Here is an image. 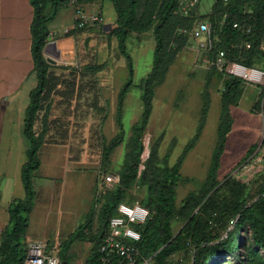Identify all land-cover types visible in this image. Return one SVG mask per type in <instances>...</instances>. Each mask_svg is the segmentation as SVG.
<instances>
[{
    "label": "trees",
    "instance_id": "trees-1",
    "mask_svg": "<svg viewBox=\"0 0 264 264\" xmlns=\"http://www.w3.org/2000/svg\"><path fill=\"white\" fill-rule=\"evenodd\" d=\"M30 1L34 8L32 55L38 84L30 93L24 125V133L30 143L27 161L22 167L26 196L24 199H15L9 207V224L1 235L0 264H26L29 247L26 238L36 198L34 177L41 167L40 151L44 144L58 142L52 136L54 123L65 129L61 132H65L61 139H68L69 130L65 120L62 123L60 119L52 120L56 99H61L59 107L64 110V119L73 118V104L75 99L78 104L80 93L79 80L83 79L74 70L65 74L62 69L59 74L57 66L50 64L44 55L50 36V23L63 8L73 6L72 1ZM93 1L98 0H79V3L87 8L86 5ZM100 2V9L105 2H110L115 10L114 26L108 30V38L116 41L120 57L127 60L131 76L134 74L133 58L128 47L131 37L136 36L141 40L148 36L154 40V63L141 84L144 112L134 126L125 168L118 174L120 180L106 196L99 211L97 229L96 209H92L86 220L61 245V264H71L65 249L75 241L91 243V253L85 264H123L120 257L116 254L108 256L101 247L109 231L110 220L117 214L119 205L137 201L150 212L149 219L136 226L141 233L137 247L140 258H151L152 264H175L172 259L176 255L179 256L176 264H264V172L255 181V189L252 188L249 195L244 183L228 179L222 182L218 179L221 159L234 123L231 107L238 105L245 93L247 85L244 80L227 76L216 67L209 71L207 85L215 74L223 79L217 142L207 178L201 188L190 193L180 205H177L176 197L182 179L181 168L204 127L205 115L195 140L185 147L174 165H169L167 158L160 155L162 136L151 144L148 158H142L143 137L152 116L156 88L164 83L177 56L189 46L199 21H208L212 26L214 47L205 53L207 59L213 60L219 50H224L229 61L264 70V0H214L211 11L206 15L199 12L201 3L189 14H183L180 10L181 0ZM95 26L102 27L105 24L80 30L74 28L68 34L78 40L86 30ZM246 44H251V47L247 48ZM84 66L85 77L87 74L93 75V67L88 63ZM92 84L90 79V89ZM130 86L131 79L121 91L119 112ZM263 97L264 91L255 104L256 112L261 108ZM122 135L108 145L104 144L103 160L121 144ZM255 149L253 147L250 152ZM141 166L143 169L140 170ZM136 186L145 189L142 199L134 194ZM178 223H181V227L176 230Z\"/></svg>",
    "mask_w": 264,
    "mask_h": 264
},
{
    "label": "rangeland",
    "instance_id": "rangeland-1",
    "mask_svg": "<svg viewBox=\"0 0 264 264\" xmlns=\"http://www.w3.org/2000/svg\"><path fill=\"white\" fill-rule=\"evenodd\" d=\"M213 2L214 0H201L200 14H208ZM96 3L101 7L100 0ZM86 7L87 10L94 9L90 4ZM71 15L72 6L63 8L50 23V29H63L66 25H71ZM105 17H116L110 2L105 4ZM109 29L105 25L86 30L77 40L76 48L71 50L67 62L57 65L58 72L63 69L68 74L74 70L77 76L83 77L79 80L81 86L78 104L77 99L73 104V118L64 119V110L59 107L60 98L56 99L53 109L52 120L60 119L61 123L65 120L69 130L68 137L72 141L69 144V164L65 159L56 160V155L50 153L54 147L48 145L60 144L59 142L43 145L41 159L44 166L40 170L45 175L51 174L54 179L59 177L61 180H55L58 182L53 197L48 195V199H42L39 195L36 196L30 219L31 232L58 237L54 242L60 244L61 250V245L86 220L92 209H96L97 229L99 211L110 189L116 186L118 174L125 168L134 126L141 120L144 112V91L141 84L153 68L155 42L148 36L141 40L136 36L129 39L128 47L134 65V74L131 76L127 60L120 57L116 41L108 38ZM87 63L93 67V75L87 74L85 77L84 65ZM210 70L206 55L201 49V40L191 37L189 46L177 56L164 83L156 88L152 116L143 137V160L148 158L151 144L158 141L161 134H165L160 143V155L167 158L169 165H174L185 147L195 140L205 115V126L181 168L182 179L177 190V205L190 193L201 188L212 164L221 122L220 97L223 79L215 74L207 85L205 80ZM90 79L93 81L92 89ZM130 79L132 86L119 112L120 94ZM262 89L264 87L247 85L240 103L231 107L234 123L218 172V179L222 182L228 179L231 182L244 183L248 187L247 194H250L252 188L255 189V181L264 172L262 122L259 113L254 109L261 98ZM56 125L54 123L52 126V136L55 139L62 138L65 129ZM120 134H123L121 144L103 160L104 144L108 145ZM253 147L256 149L250 152ZM247 164H250L247 166L248 170L243 171L237 178L236 173ZM36 183H39V179ZM144 191V188L136 186L134 194L142 199ZM180 227L181 223H178L175 228L178 230ZM90 249L91 246L85 242L75 241L65 251L68 259L73 253L78 254L84 261ZM178 259L179 256L176 255L172 260L176 264Z\"/></svg>",
    "mask_w": 264,
    "mask_h": 264
},
{
    "label": "crops",
    "instance_id": "crops-1",
    "mask_svg": "<svg viewBox=\"0 0 264 264\" xmlns=\"http://www.w3.org/2000/svg\"><path fill=\"white\" fill-rule=\"evenodd\" d=\"M105 4L106 2L101 11L105 18V25L111 29L116 17L106 19ZM33 16L34 8L30 0H0V244L2 232L9 224L11 203L15 199H24L26 196L22 181V167L27 161L30 143L25 136L24 125L26 110L30 103V93L38 84L32 55L31 25ZM71 17V25H66L63 29H50L48 43L45 46L47 50L44 55L53 66L66 63V59H69V55H71V50L76 48L77 38L74 35L66 34V30L74 29L75 8L73 6ZM161 136L164 137L165 134H161ZM56 140L60 144L48 145L54 147L50 153L56 155V160L65 159V162L69 164L71 151L69 144L72 141L70 142L69 137L66 141L61 138H56ZM43 166L44 163L41 159L40 169ZM56 166L61 167V165ZM40 169L34 177L36 196L48 199V195L53 197L58 182L55 180L61 179L59 177L54 179L51 174L45 175ZM37 179H39V183H36ZM31 224L30 219V229L26 238L28 246L32 241L42 240L46 242L48 252L58 254L60 244L54 242V239L58 237L48 233L43 235L31 232ZM85 244L91 246L90 242H85ZM90 253L91 249L84 261L78 257L77 253V255L72 253L71 256L69 255L70 263L85 264Z\"/></svg>",
    "mask_w": 264,
    "mask_h": 264
},
{
    "label": "built area",
    "instance_id": "built-area-1",
    "mask_svg": "<svg viewBox=\"0 0 264 264\" xmlns=\"http://www.w3.org/2000/svg\"><path fill=\"white\" fill-rule=\"evenodd\" d=\"M75 8V29H85L94 25L105 24L104 15L99 5L93 1L94 7L87 10L79 3V0H71ZM201 3V0H181L180 10L183 14H189ZM237 27V25H235ZM71 30H66L68 34ZM193 36L201 40V49L204 53L214 47V38L211 23L199 21L193 31ZM247 48L251 44H246ZM207 67H216L227 76L235 77L245 81L247 85L264 87V70L251 68L246 65L229 61L224 50H219L213 60L207 59ZM264 89L261 90V93ZM259 116L262 122V139L264 141V97L262 99ZM251 164V163H250ZM236 173L239 178L243 171L248 170V165ZM120 177H118V182ZM117 182V183H118ZM150 217L149 210L139 201L134 204L122 203L117 209V214L111 218L109 231L107 232L101 250L108 256L116 254L122 259L123 264H152L150 259L140 258L137 244L141 240V233L136 229L137 225L144 224ZM26 264H61L57 254L47 252V244L42 240H35L29 243ZM112 264V263H109Z\"/></svg>",
    "mask_w": 264,
    "mask_h": 264
},
{
    "label": "water",
    "instance_id": "water-1",
    "mask_svg": "<svg viewBox=\"0 0 264 264\" xmlns=\"http://www.w3.org/2000/svg\"><path fill=\"white\" fill-rule=\"evenodd\" d=\"M47 50V47L45 48L44 52Z\"/></svg>",
    "mask_w": 264,
    "mask_h": 264
}]
</instances>
